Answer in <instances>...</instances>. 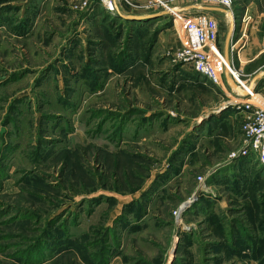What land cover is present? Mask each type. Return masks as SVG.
I'll use <instances>...</instances> for the list:
<instances>
[{"label":"rangeland","instance_id":"obj_1","mask_svg":"<svg viewBox=\"0 0 264 264\" xmlns=\"http://www.w3.org/2000/svg\"><path fill=\"white\" fill-rule=\"evenodd\" d=\"M126 1L124 16L190 7ZM114 10L0 0V264H264V168L245 154L243 97L224 74L214 87L172 62L195 13L142 24ZM233 12L244 91L264 72V0ZM217 16L224 56L230 21ZM251 94L264 110V81Z\"/></svg>","mask_w":264,"mask_h":264},{"label":"built area","instance_id":"obj_2","mask_svg":"<svg viewBox=\"0 0 264 264\" xmlns=\"http://www.w3.org/2000/svg\"><path fill=\"white\" fill-rule=\"evenodd\" d=\"M84 3H95L102 2L104 5L107 4V9L110 12H115L112 9V5H115L117 9V2L126 0H83ZM178 2H189L192 6H209L216 7L230 12L234 16V0H175ZM166 5L164 2H154L146 7H143L145 12H157ZM183 7H176L169 11L170 13H181ZM195 13L191 22H195L189 28L186 27L185 34H187L188 46L179 50L177 53L172 55V62L176 65L182 64V69L190 67L191 71L200 75L206 81V85H212L218 87L223 84L224 67H221L219 71L217 64L225 66L224 56L220 53L218 48L219 42V18L216 13H206L202 11H192ZM189 19V18H188ZM190 20V19H189ZM235 47H232V53ZM233 67V66H232ZM230 69L231 77L240 87V80L244 76L242 68L236 70L235 68ZM248 83V82H244ZM242 85V84H241ZM241 88V87H240ZM246 90L247 88H243ZM250 95V93H249ZM249 98V97H248ZM245 99V100H244ZM247 98L236 100L233 104L234 110L238 111L239 115L245 118V124L243 125V133L246 138V142L250 149L247 148V153L250 152L251 157H255L257 162L264 168V110L255 104H249L246 101ZM243 115V116H242Z\"/></svg>","mask_w":264,"mask_h":264},{"label":"water","instance_id":"obj_3","mask_svg":"<svg viewBox=\"0 0 264 264\" xmlns=\"http://www.w3.org/2000/svg\"><path fill=\"white\" fill-rule=\"evenodd\" d=\"M185 11H202V12H206V13H216V14H221V15H225L228 16L230 18V28L225 40V44H224V59L226 62V68H225V72H224V76H225V81L226 84L232 88L233 90L237 91L240 96L248 98L249 97V91H253L255 88H257L258 83H261L262 81H264V72H261L260 74H257L250 82L249 84V90H242L237 84L236 82L232 79L231 77V73H230V69L232 66V47L234 44V35L236 34V20L233 16L232 13L227 12L224 9L221 8H216V7H209V6H190V7H185L182 10H180L181 13L185 12ZM117 12H118V17H120L123 20L129 21V22H135V23H148L154 20H159V19H164V18H168V16L170 15V12L168 11H163L160 13H153V14H147V15H143V16H124L121 11L118 9L117 7ZM225 110V108H224ZM210 118V116L206 117L204 120H208ZM203 120V121H204ZM176 252V250H175ZM174 252V253H175Z\"/></svg>","mask_w":264,"mask_h":264},{"label":"crops","instance_id":"obj_4","mask_svg":"<svg viewBox=\"0 0 264 264\" xmlns=\"http://www.w3.org/2000/svg\"><path fill=\"white\" fill-rule=\"evenodd\" d=\"M188 6H192L191 4H189ZM185 7V6H184ZM178 16H184V15H181V14H179V15H177V17ZM228 17V16H227ZM178 24V23H177ZM176 27H179L178 25H175V28ZM242 42V40H239V42L237 41H235L234 40V44H237V45H240V43ZM233 44V45H234ZM249 45H250V43H249ZM248 44L246 45V46H241V47H238L239 48V52H238V55L237 56H239V57H241L244 53H246L248 50V46H249ZM261 54H259V56H260ZM233 57H234V55H233ZM232 57V58H233ZM257 58H258V56L257 57H253V59L251 60V63H254L256 60H257ZM240 68H242V69H244V67L243 66H240ZM251 96H252V94H251Z\"/></svg>","mask_w":264,"mask_h":264},{"label":"bare ground","instance_id":"obj_5","mask_svg":"<svg viewBox=\"0 0 264 264\" xmlns=\"http://www.w3.org/2000/svg\"><path fill=\"white\" fill-rule=\"evenodd\" d=\"M115 7V5H112V9H110V10H113V8ZM184 17V16H183ZM228 19H229V21H230V18L228 17ZM183 23L185 24V29H186V27H190L192 24H194L195 22H191V20H183ZM237 83L239 84H243V82H241L240 80H237ZM244 84H246V83H244ZM248 89V88H247ZM249 92H251V91H249ZM245 100V99H244ZM255 100L252 98V96H250L249 98H247L246 99V101H244V102H246V103H249V104H253L252 102H254ZM229 104H233V103H229ZM235 104V103H234Z\"/></svg>","mask_w":264,"mask_h":264},{"label":"trees","instance_id":"obj_6","mask_svg":"<svg viewBox=\"0 0 264 264\" xmlns=\"http://www.w3.org/2000/svg\"><path fill=\"white\" fill-rule=\"evenodd\" d=\"M177 23H179V21H177L176 24H177ZM176 24H175V25H176ZM41 262H42V260H41V261L39 260V264H40ZM30 263H33V262L30 261Z\"/></svg>","mask_w":264,"mask_h":264}]
</instances>
